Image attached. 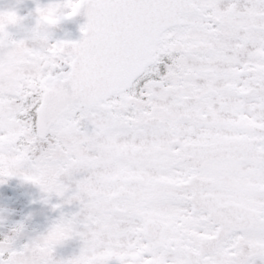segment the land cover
I'll use <instances>...</instances> for the list:
<instances>
[{
  "label": "snow or ice",
  "instance_id": "1",
  "mask_svg": "<svg viewBox=\"0 0 264 264\" xmlns=\"http://www.w3.org/2000/svg\"><path fill=\"white\" fill-rule=\"evenodd\" d=\"M82 7V38L51 42ZM36 12L25 38L0 24V183L79 211L22 248L0 241V264H264V0ZM74 235L80 254L55 260Z\"/></svg>",
  "mask_w": 264,
  "mask_h": 264
},
{
  "label": "rangeland",
  "instance_id": "2",
  "mask_svg": "<svg viewBox=\"0 0 264 264\" xmlns=\"http://www.w3.org/2000/svg\"><path fill=\"white\" fill-rule=\"evenodd\" d=\"M65 0H42L38 6H47L51 3H64ZM27 15L22 16V20L17 25H9L8 31L13 35L15 39H22L30 35L31 29L36 27L38 15L36 9L27 7ZM65 12L68 9H64ZM51 42L56 41H75L76 36L81 32V25L77 23L68 22L66 19H62L56 26L49 28ZM5 182L0 183V236L2 240L5 238H11L13 241V247L16 249L22 248L23 245L28 244L40 237L47 235L48 221H38L31 218L29 214V200L23 195V193L17 189L10 182V177L4 178ZM67 197V195H66ZM66 197L54 196L58 199L63 208H71L69 203H66ZM44 198V196L42 197ZM73 206H79L78 202L73 201ZM74 215V212H68L63 210L61 217L69 218ZM58 220V221H59ZM0 240V241H2ZM83 247V240L79 236H75L66 244H58L55 247L56 252L59 254L55 260L66 261L67 257H76L80 254V250ZM113 262L115 259L112 260ZM112 264H118L115 261Z\"/></svg>",
  "mask_w": 264,
  "mask_h": 264
},
{
  "label": "flooded vegetation",
  "instance_id": "3",
  "mask_svg": "<svg viewBox=\"0 0 264 264\" xmlns=\"http://www.w3.org/2000/svg\"><path fill=\"white\" fill-rule=\"evenodd\" d=\"M42 0H0V12L2 11H9V10H15L17 11L18 15L20 17L26 16L27 7H32L33 9H36L39 4H41ZM46 2H50V0H46ZM228 2V0H225V4ZM52 193L46 192V199H48L49 196H51ZM50 201H53L52 198H49ZM75 210H79L77 207L74 208ZM71 239V238H70ZM70 239H67L65 241H68Z\"/></svg>",
  "mask_w": 264,
  "mask_h": 264
},
{
  "label": "water",
  "instance_id": "4",
  "mask_svg": "<svg viewBox=\"0 0 264 264\" xmlns=\"http://www.w3.org/2000/svg\"><path fill=\"white\" fill-rule=\"evenodd\" d=\"M87 9L82 7L79 11V13L73 17L70 18L71 21H76L82 24H85L87 22ZM82 33L77 37V41H79L82 38ZM14 182H16L18 185H20L21 187H23V189L27 190L28 188H32L35 184L31 183V182H27L23 179H12ZM48 210V206H44V207H40L38 205L33 206V208L31 209L32 213H44L45 211Z\"/></svg>",
  "mask_w": 264,
  "mask_h": 264
},
{
  "label": "clouds",
  "instance_id": "5",
  "mask_svg": "<svg viewBox=\"0 0 264 264\" xmlns=\"http://www.w3.org/2000/svg\"><path fill=\"white\" fill-rule=\"evenodd\" d=\"M9 11L15 12L16 15L19 16L18 13H17V11H15V10H9ZM9 11H2V12L7 13ZM57 15H58V13H52L51 16H50V19H55ZM0 24H3L6 27H8L9 25H11V21H10V19H9V17L7 15L0 16Z\"/></svg>",
  "mask_w": 264,
  "mask_h": 264
}]
</instances>
